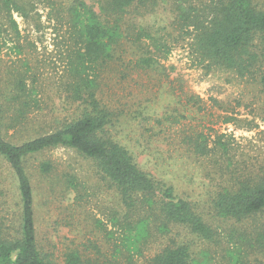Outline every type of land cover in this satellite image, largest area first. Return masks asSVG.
I'll use <instances>...</instances> for the list:
<instances>
[{
  "label": "rangeland",
  "instance_id": "rangeland-1",
  "mask_svg": "<svg viewBox=\"0 0 264 264\" xmlns=\"http://www.w3.org/2000/svg\"><path fill=\"white\" fill-rule=\"evenodd\" d=\"M201 1L192 0L200 7L191 14L196 24L210 15L207 0ZM22 2L26 15L12 14L16 31L0 17V103L18 78L30 95L26 120L1 129L15 143L39 128L48 131L54 121L71 120L84 107L68 88L69 61L79 48L67 14L72 0ZM259 2L264 8V0ZM84 3L101 13L99 0ZM145 8L121 23L131 29L129 34L141 30L144 35L138 41L123 38L112 59L96 68L95 98L112 114L108 135L131 153L139 169L193 203L215 229L217 242L209 244L172 227L164 236L154 232L147 239L138 262L145 264L173 241L186 242L200 263L264 264V214L237 224L217 218L212 209L221 189L235 184L233 179L254 177L264 167V65L240 76L202 63L193 47L196 28L183 23L175 0H153ZM145 56L154 63L142 66L139 60ZM13 107L8 120L14 117ZM202 139L210 151L205 156L194 150V142ZM217 140L226 145L218 164L214 159L220 154L211 152ZM43 162L50 164L49 174L41 172ZM25 168L35 193L38 240L57 264H65L63 255L69 250L93 255L96 247L101 252L113 247L119 233L111 220L119 201L88 159L60 146L27 158ZM19 210L15 178L0 158V217L11 231L18 225ZM241 237L253 245L242 246L236 262L233 244Z\"/></svg>",
  "mask_w": 264,
  "mask_h": 264
},
{
  "label": "trees",
  "instance_id": "trees-1",
  "mask_svg": "<svg viewBox=\"0 0 264 264\" xmlns=\"http://www.w3.org/2000/svg\"><path fill=\"white\" fill-rule=\"evenodd\" d=\"M84 1L72 0L67 8L69 23L79 44L69 61L71 80L68 88L73 99L81 100L83 109L71 120L54 121L48 131L39 128V132L31 134L30 138L15 143L6 140L1 129L8 122L13 127L26 120L30 112V95L25 82L18 78L14 91L0 103V158L9 165L15 178L20 209L18 225L12 231L0 217V264H57L38 240L35 193L25 160L60 146L88 159L119 201L111 220L119 233L113 247L108 252H101L96 247L93 255L69 250L63 255L65 264H140L138 259L142 257V247L147 239L154 232L164 236L172 227L185 229L206 243L217 242L215 229L193 203L178 198L171 186L139 169L131 153L108 135L112 114L95 98L96 68L112 59L123 38L138 41L144 35L141 30L139 34H129L131 29L121 23L127 16L147 8L153 0H99L101 13H95ZM175 3L183 23L196 28L193 47L202 63L207 61L209 65L240 76L264 65V8L259 0H207L205 8L209 11L210 15H206L209 19L198 24L191 22V14L196 15L200 7L192 0H175ZM25 9L22 0H0V17H4L15 31L17 24L12 14L25 16ZM139 63L148 67L154 60L145 56ZM11 104L14 105V117L8 120L6 114ZM194 150L204 156L210 152L203 139L194 142ZM214 150L220 154L214 159L218 164L224 158L226 145L217 140L211 152ZM40 170L49 174L51 166L43 162ZM233 180L235 184L222 188L214 199L215 216L241 224L264 214V167L259 175H239ZM69 184L72 185L73 180H69ZM233 245H237L235 258L240 262L242 246L249 248L253 244L250 239L241 237L238 244ZM229 254L233 255L232 252ZM144 263L205 264V261L200 263L194 259L186 242L172 241Z\"/></svg>",
  "mask_w": 264,
  "mask_h": 264
}]
</instances>
